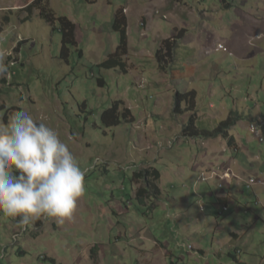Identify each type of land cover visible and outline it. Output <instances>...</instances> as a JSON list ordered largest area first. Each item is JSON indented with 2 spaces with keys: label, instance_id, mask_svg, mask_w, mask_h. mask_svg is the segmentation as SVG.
I'll use <instances>...</instances> for the list:
<instances>
[{
  "label": "rangeland",
  "instance_id": "obj_1",
  "mask_svg": "<svg viewBox=\"0 0 264 264\" xmlns=\"http://www.w3.org/2000/svg\"><path fill=\"white\" fill-rule=\"evenodd\" d=\"M33 1L0 0V51L10 62L0 78V120L16 108L54 129L85 172V194L62 223L42 218L21 226L19 217L0 214V264H161L155 240L175 264H235L228 246L216 254L217 235L229 239L228 227L216 236L209 232L216 210L206 194L218 189L191 168L202 152L214 151H227L245 170L264 163V0H40L28 13ZM42 8L75 25L76 46L68 47L66 61L60 59L61 33L39 17ZM120 9L127 15V73L98 67L119 46L111 25ZM181 30L167 71L160 70L156 51ZM191 91L199 129L216 128L230 112L238 116L228 131L237 152L222 137L181 136L189 115L174 114V98ZM114 102L131 120L107 128L101 115ZM149 168L161 174L160 194L155 198L150 190L141 205L136 193L146 186L134 177ZM244 187L238 188L243 196L235 194L238 208L252 211L234 216L230 206L224 215L238 228L247 224L235 244L238 258L264 264V209L253 206L255 198ZM259 199L263 204V189ZM175 213L194 218L189 235ZM248 242L255 246L250 252ZM193 243L207 254L193 253Z\"/></svg>",
  "mask_w": 264,
  "mask_h": 264
},
{
  "label": "clouds",
  "instance_id": "obj_2",
  "mask_svg": "<svg viewBox=\"0 0 264 264\" xmlns=\"http://www.w3.org/2000/svg\"><path fill=\"white\" fill-rule=\"evenodd\" d=\"M7 54L0 51V78L9 72ZM84 177L68 144L29 112L15 110L0 120V214L19 217L21 226L70 220L85 194Z\"/></svg>",
  "mask_w": 264,
  "mask_h": 264
},
{
  "label": "trees",
  "instance_id": "obj_3",
  "mask_svg": "<svg viewBox=\"0 0 264 264\" xmlns=\"http://www.w3.org/2000/svg\"><path fill=\"white\" fill-rule=\"evenodd\" d=\"M39 1L40 0H34L27 7L26 11L30 13L33 8H36V4ZM84 1L85 3L88 4H94L98 0H84ZM167 1L173 3H182L185 0H167ZM39 17L49 26H52L54 30L61 33L62 39H61L60 59L66 61L69 53L68 47L76 46L75 25L71 21H69L66 17L57 18L55 17L53 12L46 11V9L44 8L41 9L39 13ZM26 20L28 21L29 18ZM56 21L59 22L58 27L54 25ZM111 29L112 31L119 34V46L117 47L116 52L114 54H111L110 57L105 62L100 64L98 67H102L104 69H112V68L120 67V69L124 73H127L126 63L123 60V58H125L128 55L127 19L125 14L123 13V10L120 9L116 12L112 21ZM184 32H185L184 30H181L177 33V35L164 40L161 46L159 47V49L156 51L155 58L158 62V67L160 70H163L165 72L167 71V68H165L164 64L166 61L168 62V60H172L177 43L182 38ZM103 84H104L103 80L99 79L98 85L102 87ZM181 104L187 105L184 111L181 109ZM117 105L118 102H114L112 104V107L104 111L101 115V121L107 128L116 127L120 125L122 121L130 123L131 119H127V115L130 114L129 111H124L122 114H120L118 113L119 107ZM0 108H4V107H0ZM13 110H19V109L13 108ZM173 112L175 115H181L183 114V112H186L189 115L187 122L182 126L181 129V136L183 138L212 139L216 137H222L227 141L229 147L232 148L234 147V138L229 135L228 131L239 120L238 116H236L235 113L230 112L229 117L226 120L220 122L218 126L212 130L199 129L196 126V122H197L196 93L194 91L188 93H176L174 98ZM134 178L136 180H143L145 182L144 184L146 187L139 189L136 193V200H138V202L141 205H145L144 203L145 198L149 199L151 197L150 190L152 191L155 198L158 197V195L160 194V190L158 189L156 182L160 178L159 171L149 168L135 174ZM154 208L155 205L150 204L149 209H154ZM42 260L44 261L50 260L52 263H54V260L52 259L43 258Z\"/></svg>",
  "mask_w": 264,
  "mask_h": 264
},
{
  "label": "crops",
  "instance_id": "obj_4",
  "mask_svg": "<svg viewBox=\"0 0 264 264\" xmlns=\"http://www.w3.org/2000/svg\"><path fill=\"white\" fill-rule=\"evenodd\" d=\"M127 16V15H125ZM184 27V26H183ZM185 28V27H184ZM225 141V140H224ZM228 145V144H227ZM230 149H233L234 152H237L239 150V146L237 144V141L234 139V147L231 148L227 146ZM227 151L224 152H202L201 155L196 157V161L193 164L191 170L194 172H199V179L201 182H210L215 184L216 188L218 190L214 191L213 193L206 194V197H209L210 199H213L214 203L213 209L216 210V216L213 218L212 222H214L212 226H210L209 232L214 233L216 236V232L220 233L222 231L226 230L229 239L227 238H221L222 235H217L216 244L219 247V250L216 252V254H221L222 249L226 246H228L232 251H227L228 257L234 261L235 264H249L248 259L247 260H241L238 258L240 248L236 247V243L238 241H241L243 236L246 234L245 228L247 227V224H241L238 228V225L232 223L230 219H227L224 215L225 212L228 211V208L230 206H235L234 212L231 215L237 216L238 213L242 212L247 209V211H252V209L246 206H242L243 208H238L239 203L237 202V198H235V194L239 193L243 196L244 193L238 191L239 185L245 186V181H247L250 177L256 179L257 183L251 188L246 189L249 191L253 197L255 198V203L253 206L256 207H263L264 209V202L261 204V200L259 199V194L262 192V189L264 190V163H250L249 170H245L243 166H241L238 161L233 157H228L225 155ZM254 169L255 171H251ZM227 176H224V175ZM161 175V174H160ZM260 176V177H259ZM160 188V187H159ZM235 190V191H234ZM234 191V194H233ZM234 201V203H232ZM204 210L203 207L200 206L201 216L206 219L205 215L202 214V211ZM184 213V212H183ZM237 214V215H236ZM256 220H260V216L257 214L253 215ZM230 217V216H229ZM232 218V217H231ZM192 217L185 215V214H177L174 215V221L178 223L181 221V227L186 231L187 235L190 234L189 227L191 223L193 222ZM176 223V225H177ZM190 224V225H189ZM189 225V226H188ZM227 225V226H226ZM177 227V226H176ZM18 236V234H16ZM156 250H155V260H161V264H175V259H173V255L171 252L167 251L165 246L158 241H154ZM246 251L255 249V246L251 243H247V246L245 247ZM193 253H197L199 256L204 257L207 252L200 248V246L197 243H193L192 249ZM245 253H248L246 252ZM250 252V251H249ZM241 253V252H240ZM256 256V255H253ZM46 257V256H45ZM167 258L169 259V263L167 262ZM184 260V258H182ZM264 263V256L260 258V263ZM159 262L156 261L153 264H158ZM226 263H220V264H228ZM184 264V263H183Z\"/></svg>",
  "mask_w": 264,
  "mask_h": 264
},
{
  "label": "built area",
  "instance_id": "obj_5",
  "mask_svg": "<svg viewBox=\"0 0 264 264\" xmlns=\"http://www.w3.org/2000/svg\"><path fill=\"white\" fill-rule=\"evenodd\" d=\"M224 176H227L226 174ZM255 183H257L256 179L254 178H249L247 181H245V187L246 189H251Z\"/></svg>",
  "mask_w": 264,
  "mask_h": 264
}]
</instances>
